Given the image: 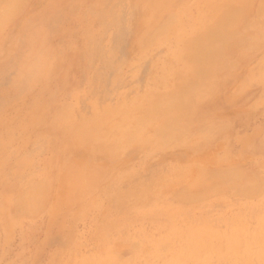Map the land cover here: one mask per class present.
<instances>
[{
	"label": "rangeland",
	"instance_id": "374dc122",
	"mask_svg": "<svg viewBox=\"0 0 264 264\" xmlns=\"http://www.w3.org/2000/svg\"><path fill=\"white\" fill-rule=\"evenodd\" d=\"M263 93L264 0H0V264H264Z\"/></svg>",
	"mask_w": 264,
	"mask_h": 264
},
{
	"label": "bare ground",
	"instance_id": "6f19581e",
	"mask_svg": "<svg viewBox=\"0 0 264 264\" xmlns=\"http://www.w3.org/2000/svg\"><path fill=\"white\" fill-rule=\"evenodd\" d=\"M238 8H239V7H238ZM231 10H232V9H231ZM243 10H244V9H243ZM7 11H8V10H7ZM237 11H238V10H237ZM232 12H233V11H232ZM240 14H241V13H240ZM242 15H243V14H242ZM1 16H2V15H1ZM173 17H174V16H173ZM3 18H4V17H3ZM241 18H242V17H241ZM245 18H246V17H245ZM38 23H39V22H38ZM233 23H234V21H233ZM44 24H45V23H44ZM231 24H232V23H231ZM168 25H169V24H168ZM173 25H174V23H173ZM222 25H223V24H222ZM226 26H227V25H226ZM254 26H255V25H254ZM229 27H230V26H229ZM216 29H217V28H216ZM222 29H223V28H222ZM225 30H227V29H224L223 31H225ZM252 30H253V29H252ZM257 30H258V29H257ZM217 31H218V30H217ZM223 31H222V32H223ZM229 31H230V30H229ZM258 31H259V30H258ZM211 32H212V31H211ZM231 32H232V30H231ZM238 32H239V31H238ZM212 33H213V32H212ZM220 33H221V32H220ZM220 33H218V34H220ZM232 34H233V33H232ZM238 34H239V33H238ZM223 35L227 36L226 33H225V34H222V36H223ZM229 35H230V34H229ZM225 36H224V37H220V38H225ZM234 36H235V35H234ZM217 37H218V36H217ZM217 37H216V38H217ZM228 37H229V36H228ZM231 37H232V36H231ZM237 37H239V36H237ZM214 40H215V39H214ZM219 40H220V39H219ZM222 40H223V39H222ZM211 41H212V40H211ZM211 41H210V42H211ZM220 42H221V41H220ZM213 43L215 44V42H213ZM217 44H219V43H217ZM226 44H227V43H226ZM232 44H233V43H232ZM202 45H203V44H202ZM207 45H208V44H207ZM209 45H210V44H209ZM203 46H204V45H203ZM221 46H222V45H221ZM239 46H240V45H239ZM212 47H214V46H212ZM224 47H225V46H224ZM217 48H218V46H217ZM221 49H222V48H220V50H221ZM206 52H207V50L205 51V53H206ZM209 53H212V52L209 51ZM197 72H199V71H197ZM5 76H6V75H5ZM203 79H204V78H203ZM158 80H159V79H158ZM196 80H197V79H196ZM199 80H200V79H199ZM200 81H202V79H201ZM191 82H192V81H191ZM203 82H204V81H203ZM193 83H194V82H193ZM194 84H196V83H194ZM201 85H202V84H201ZM209 85H210V84H209ZM242 88H246V87L242 86ZM179 93H180V92H179ZM190 93H191V92H190ZM183 94H184V93H183ZM183 94H182V96H180V95H179V96H180L181 98H183V97H184ZM185 94H186V93H185ZM189 95H190V94H189ZM180 97H179L178 99H180ZM185 97H186V96H185ZM187 97H189V96H187ZM187 97H186V98H187ZM147 98H148V97H147ZM170 98H171V97H170ZM168 99H169V98H168ZM175 99H176V98H175ZM178 99H176V101H178ZM183 99H184V98H183ZM262 99H264V93H263V95L260 94V95L258 96V100H262ZM184 100H185V99H184ZM184 100L181 99V101H183V102H184ZM173 101H174V100H173ZM179 101H180V100H179ZM165 102H166V101H165ZM174 103H175V101H174ZM181 103H182V102H181ZM185 103H186V102H185ZM183 104H184V103H183ZM188 104H189V103H188ZM166 105H167V104H166ZM173 105H174V104H173ZM178 105H179V103H178ZM190 105H191V103H190ZM13 106H14V105H13ZM164 106H165V105H164ZM188 106H189V105H188ZM153 107H154V106H153ZM165 107H166V106H165ZM179 107H180V106H179ZM92 108H93V107H92ZM155 108H157V107H155ZM155 108H154V109H155ZM186 108H188V107H186ZM172 109H173V108H172ZM106 110H107V109H106ZM167 110H168V109H167ZM158 111H159V110H158ZM166 112H167V111H166ZM57 113H58V111H57ZM57 113H56V114H57ZM151 120H152V118H151ZM142 125H143V124H142ZM209 155H210V154H209ZM209 155H208V156H209ZM201 156H202V155H201ZM212 156H213V155H212ZM211 158H212V157L210 156V159H211ZM214 158H215V157H214ZM207 160H209V159H207ZM212 160H213V158H212ZM214 162H215V161H214ZM214 162H213V163H214ZM237 169H238V168H237ZM241 171H243V170H241ZM248 172H249V171H248ZM248 172H247V173H248ZM217 178H219V176H218ZM235 178H236V177H235ZM221 179H222V178H221ZM216 180H217V179H216ZM236 180H237V179H236ZM215 182H216V181H215ZM242 183H245V184H246V182H242ZM217 184H218V183H217ZM256 184H258V183H256ZM246 185H247V184H246ZM253 185H254V184H252V187L255 186V185H254V186H253ZM44 186H46V185H44ZM44 186H43V187H44ZM58 186H59V184L57 185V187H58ZM211 186H212V185H211ZM216 186H217V185H216ZM216 186H215V187H216ZM242 186H243V185H242ZM248 186H249V185H248ZM258 186H259V185H258ZM33 188H34V187H33ZM45 188H46V187H45ZM102 188H103V187H102ZM243 188H244V187H243ZM245 188H246V187H245ZM257 188H258V187H257ZM108 189H109V188H108ZM241 189H242V188H241ZM250 189H251V188H250ZM242 190H243V189H242ZM246 190H247V188H246ZM249 191L252 192L251 190H249ZM247 193H248V191H247ZM46 195H47V194H46ZM187 196H188V195H187ZM189 197H190V195H189ZM191 197H193V196H191ZM261 203H262V202H261ZM263 203H264V202H263Z\"/></svg>",
	"mask_w": 264,
	"mask_h": 264
}]
</instances>
